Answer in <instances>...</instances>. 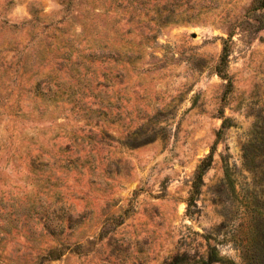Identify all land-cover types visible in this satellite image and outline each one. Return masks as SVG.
I'll return each mask as SVG.
<instances>
[{
    "label": "rangeland",
    "instance_id": "obj_1",
    "mask_svg": "<svg viewBox=\"0 0 264 264\" xmlns=\"http://www.w3.org/2000/svg\"><path fill=\"white\" fill-rule=\"evenodd\" d=\"M207 263L264 264V0H0V264Z\"/></svg>",
    "mask_w": 264,
    "mask_h": 264
},
{
    "label": "trees",
    "instance_id": "obj_2",
    "mask_svg": "<svg viewBox=\"0 0 264 264\" xmlns=\"http://www.w3.org/2000/svg\"><path fill=\"white\" fill-rule=\"evenodd\" d=\"M208 166H209V163L207 164L206 161H203V163L200 165L199 176H198L199 179L202 178V176H203L205 170L208 168ZM211 261H218V257H217L215 252L211 253Z\"/></svg>",
    "mask_w": 264,
    "mask_h": 264
}]
</instances>
